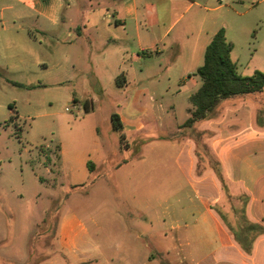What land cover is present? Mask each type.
<instances>
[{
    "label": "crops",
    "instance_id": "0c3cea01",
    "mask_svg": "<svg viewBox=\"0 0 264 264\" xmlns=\"http://www.w3.org/2000/svg\"><path fill=\"white\" fill-rule=\"evenodd\" d=\"M160 1H166L167 7L174 2ZM184 1L187 3L185 10L196 3L194 0ZM93 2L83 0L81 9L87 7L85 11H90L73 17L67 15L65 10L70 6H78L77 0H0V67L9 70L16 64L33 63L40 65L41 71L47 70L48 64L44 60L38 56H29L20 44L36 41L29 31L25 34L23 22L26 21L36 26L51 25L53 44L57 43L55 40L59 39L57 36L60 33L66 36L63 42L67 43L65 49L70 51L72 58L69 66L57 62L56 47L51 50V58H55L53 73L58 82L76 81L83 86L114 84L125 88L128 85L146 86L154 82L169 84L178 81L181 87L191 84L193 88H197L199 78L193 72L202 64L199 62H203L205 47L217 31L204 29V17L192 15L182 24L178 33L171 36L182 13L178 17L170 12L159 15L157 8L155 9L157 0ZM151 6L154 7L152 12ZM95 7L101 8L96 11ZM62 28L64 30L60 32ZM41 32L46 34V30L41 29ZM3 36L7 37L10 47L3 46ZM151 57L160 58L159 66L152 65ZM148 92L146 88L135 91L130 100L122 101L114 110L122 124L120 145L133 149L134 156L130 160H134L139 168L145 165V151L153 141L148 136L150 130L146 125H154L155 120H163V111L169 114L174 110L172 104L163 108L161 103H154L151 96L147 101ZM92 101L93 97L85 100L89 108L92 107ZM76 103L80 105L79 102ZM180 124L168 120L166 127H172L171 136L174 137L160 136V139L171 145L175 168L182 179L190 183V192H185L184 195L181 191L176 192L173 199L167 201L152 216H148L144 210L133 208L128 210V221H124L121 220V210L116 212L122 231L130 223L138 228L126 237L127 264H131L133 255H139V264H152L157 257L179 262L185 256L190 264H264V233L255 239L251 253L246 254L211 207L221 204L223 194L210 170L200 176L195 175L194 141L184 132L190 129H181ZM175 126L178 129H173ZM191 130L203 133V143L219 161L230 195H247V218L264 226V90L222 100L213 117L199 122ZM175 132L179 135H175ZM127 136L130 137L129 140ZM59 150L62 151L60 146ZM81 158V163L86 168L88 162H91L93 168L89 171H97L99 175L109 174V169L112 168L114 184L120 181L117 172L130 162L110 159L101 144L93 149V153H87ZM139 213L145 215L140 216ZM57 232L58 246L62 250L58 256L52 258L49 255L42 263L33 259L29 264H102L108 260L97 248L99 243L89 237L84 220L73 211L66 210L63 213ZM148 234L153 239L151 246L146 239ZM117 241L120 243V240L113 239L112 244H119ZM138 244L150 251L138 252L135 249ZM184 246L192 247L185 250ZM195 246H201L205 250H197ZM114 250L116 254L119 253L118 247ZM32 256L39 258L34 254ZM12 260L20 261V258Z\"/></svg>",
    "mask_w": 264,
    "mask_h": 264
},
{
    "label": "rangeland",
    "instance_id": "374dc122",
    "mask_svg": "<svg viewBox=\"0 0 264 264\" xmlns=\"http://www.w3.org/2000/svg\"><path fill=\"white\" fill-rule=\"evenodd\" d=\"M77 1L78 6L65 10L67 15L74 17L90 11H85L87 7L81 9L83 0ZM194 1L196 3L185 10L187 3L184 0H174L169 7L166 1L157 0L155 9L159 15L170 12L178 17L182 13L171 36L178 33L188 18L199 14L200 18L204 17L206 31L224 27L226 38L233 43L230 56L240 74L248 75L254 69L264 71V0ZM99 4L102 5V2ZM99 8L95 7L96 11ZM23 24L25 34L29 31L36 41L20 43L21 46L29 56L44 60L48 68L41 71V66L33 63L16 64L9 70L0 67V264H29L33 259L42 263L49 255L52 258L58 256L62 250L58 246L57 225L66 210L73 211L84 220L89 237L99 243L97 248L108 258L102 264H127L126 237L138 228L130 223L122 231L116 212L121 210V220L124 221H128V210L133 208L152 216L172 200L176 192L181 191L182 195L190 192V183L182 179L175 168L171 145L161 140L160 136L174 137L171 136L172 127H166L167 122L172 120L180 124L185 120L188 96L195 88L191 84L181 87L178 81L128 85L125 88L114 84L83 86L76 81L58 82L53 73L55 58H51V50L56 47L57 62L69 66L72 58L70 51L65 49L67 43L63 42L66 36L60 33L57 36L59 39H54L57 43L53 44L51 25L36 26L26 21ZM41 29L46 30V34H42ZM6 38L3 36L1 41L8 48L10 44ZM150 60L153 66H159L160 58L151 57ZM161 64L163 66L164 62ZM141 88L149 91L146 93L147 101L151 96L154 103H161L163 108L172 104L174 110L169 114L163 111V120L146 125L151 132L148 136L153 141L145 151V165L139 168L134 160H130L134 156L133 149L120 145V132L112 128L110 115L122 101L130 100L134 92ZM90 97H93L92 107L84 109L82 105ZM76 102L80 103V108L74 106ZM173 129L178 128L175 126ZM184 132L192 139L197 137L193 150L196 170L210 167L212 155L203 143V133L198 136L197 131L191 129ZM174 134L179 135L178 132ZM127 138L130 139L129 136ZM99 144L103 145L110 159L130 161L117 172L119 184L113 182L112 168L109 174L99 175L81 163V157L93 153ZM58 146L62 151H58ZM239 205L236 198L223 195L221 204L214 205V208L234 226L231 208H238ZM224 208H229V211ZM113 239L120 240V243L117 241L119 244L113 245ZM146 239L150 246L153 245L149 234ZM117 247L118 254L114 250ZM184 247L187 250L192 246ZM195 247L201 251L204 249ZM135 249L140 253L150 251L139 244ZM33 254L39 258L33 257ZM115 256H120L118 261H115ZM138 256H132L131 264H139ZM13 258H20V261ZM152 264L190 262L186 256L179 262L157 257Z\"/></svg>",
    "mask_w": 264,
    "mask_h": 264
},
{
    "label": "trees",
    "instance_id": "16d2710c",
    "mask_svg": "<svg viewBox=\"0 0 264 264\" xmlns=\"http://www.w3.org/2000/svg\"><path fill=\"white\" fill-rule=\"evenodd\" d=\"M152 11H154L153 6H151ZM232 48L233 43L227 40L224 27H220L205 47L202 64L193 72V75L199 78L200 83L188 96L187 117L179 125L181 129H193L199 122L213 117L216 114L218 104L222 100L256 94L264 90V71L254 69L248 75L240 74L237 71L236 63L230 56ZM83 106L84 109H88L87 102ZM110 118L112 128L120 132L122 124L118 115L113 112ZM200 134L202 132L196 133L198 136ZM193 140L196 143L197 137ZM211 163L210 167H203L198 170H196L197 165L195 164V175L200 176L206 170H210L215 176L222 194L226 197L236 198L240 202L238 208L235 206L231 208L234 226L228 223L223 213L215 209L214 205L211 207L219 215L240 249L244 253L250 254L255 239L264 233V226L247 218L245 213L247 195L242 193L232 197L219 161L212 156ZM87 166L89 170H92L91 162H88ZM226 211H229V208Z\"/></svg>",
    "mask_w": 264,
    "mask_h": 264
},
{
    "label": "built area",
    "instance_id": "2783aa9c",
    "mask_svg": "<svg viewBox=\"0 0 264 264\" xmlns=\"http://www.w3.org/2000/svg\"><path fill=\"white\" fill-rule=\"evenodd\" d=\"M74 106H75V107H78V108H80V107H81V106H80L79 104H77V103H76Z\"/></svg>",
    "mask_w": 264,
    "mask_h": 264
}]
</instances>
